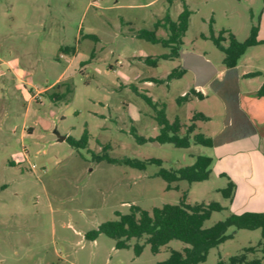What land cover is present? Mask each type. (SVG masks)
<instances>
[{
	"label": "rangeland",
	"instance_id": "rangeland-1",
	"mask_svg": "<svg viewBox=\"0 0 264 264\" xmlns=\"http://www.w3.org/2000/svg\"><path fill=\"white\" fill-rule=\"evenodd\" d=\"M184 8L190 13L181 49L203 53L217 68L224 54L213 38L222 37L227 47L229 33L244 43L254 31L256 44L238 62L241 70L260 74L242 85V105L264 115V96L247 94L264 81V0H0V264H158L186 245L171 240L152 253L146 237L116 249L104 234L94 241L85 234L131 206L150 212L177 205L183 193L189 204L225 208L204 227L230 214L219 192L225 179L211 175L167 189L158 176L160 169L191 165L210 152L158 142L160 107L169 122L184 127L203 115L195 132L207 137L224 115L209 87L197 90L201 97L192 93V73L182 71L177 57H166L169 48L137 35L148 31L166 39L168 31L156 24L176 21ZM85 131L86 147L66 141L80 140ZM103 157L161 165L140 170ZM227 233L232 238L199 264H229L262 240L259 229ZM136 243L143 245L138 256Z\"/></svg>",
	"mask_w": 264,
	"mask_h": 264
},
{
	"label": "trees",
	"instance_id": "trees-1",
	"mask_svg": "<svg viewBox=\"0 0 264 264\" xmlns=\"http://www.w3.org/2000/svg\"><path fill=\"white\" fill-rule=\"evenodd\" d=\"M189 11L184 8L176 21H171L168 17L164 24L157 23L156 26L163 25L168 31L166 39H157L153 32L141 31L137 35L152 43H161L164 47L170 49V54L166 57L174 58L179 56L182 45V37L187 29ZM222 37L213 38L216 47L224 54L223 64L226 68L235 67L240 57L245 53L247 47L255 45L254 31L251 37L244 43H238L234 36L229 33V44L227 47L221 45ZM66 53H74L75 49H61ZM149 61L148 59L146 60ZM155 63V60H151ZM259 72L248 73L247 77L259 75ZM181 71L172 73L171 76H179ZM192 93L198 97L200 94L194 90ZM258 97L264 96V84L256 92ZM147 103L152 105L150 98L145 97ZM206 119L203 115H195L191 123L184 127L179 120L169 122L166 119L164 108L160 107L157 111L156 122L159 127L157 141L160 143H170L178 148H189L191 144L211 148L212 139L201 133H196L195 121ZM184 131L182 132V130ZM138 141H142L137 137ZM66 141L73 147H86L88 143V133L84 132L80 140L66 138ZM110 163H123L140 170L145 169L148 163L161 165L160 160H114L103 157ZM212 159L208 155H197L191 165L180 167L175 170L160 169L158 176L167 182V189H176L172 184L178 181H186L188 184L205 181L210 175V166ZM235 185L228 181L225 188L220 189L222 197L232 199ZM216 202L189 204L186 201V193L177 205H163L154 207L150 212L137 206H131L129 213H116L117 219L102 223L97 230L89 231L85 238L94 241L99 234H104L115 241L116 249L128 247L127 242L130 239L139 240L146 237V244H149L152 253H157L161 247L165 246L171 240H177L186 246L181 251L171 250L168 258L158 264H199L206 260L210 249L218 247L224 241L232 238L228 234L229 228L235 230H256L261 233V241L255 246L243 249V251L229 259V264H264V213L244 212L241 214L230 213L222 221L214 223L210 227H204L213 212L224 210ZM143 245L135 244L134 251L138 256ZM259 253L260 255H257ZM255 255L251 259L248 257ZM257 255V256H256ZM218 264H221L220 262Z\"/></svg>",
	"mask_w": 264,
	"mask_h": 264
},
{
	"label": "crops",
	"instance_id": "crops-1",
	"mask_svg": "<svg viewBox=\"0 0 264 264\" xmlns=\"http://www.w3.org/2000/svg\"><path fill=\"white\" fill-rule=\"evenodd\" d=\"M190 55L200 56L212 66L213 74L206 83L199 84L196 72L186 66L185 56ZM177 58L182 61V71L192 73L194 91L209 87L224 112L218 126L215 124L208 133L212 139L208 154L212 159L209 177L214 175L225 179L226 184L231 181L235 185L232 199H226L230 213H264V115L249 114L242 105L246 94L242 85L248 87L254 79L246 76L248 73L241 70L239 62L232 68H226L223 63L217 68L203 53L182 49ZM262 84L264 81L259 86ZM257 91L258 88L247 94Z\"/></svg>",
	"mask_w": 264,
	"mask_h": 264
},
{
	"label": "water",
	"instance_id": "water-1",
	"mask_svg": "<svg viewBox=\"0 0 264 264\" xmlns=\"http://www.w3.org/2000/svg\"><path fill=\"white\" fill-rule=\"evenodd\" d=\"M186 66L196 72L197 82L206 83L213 74L212 66L200 56H185ZM65 138H61L64 140Z\"/></svg>",
	"mask_w": 264,
	"mask_h": 264
}]
</instances>
